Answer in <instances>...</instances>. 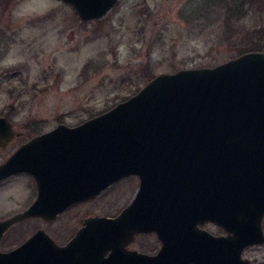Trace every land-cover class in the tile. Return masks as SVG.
<instances>
[{"label":"water","instance_id":"obj_1","mask_svg":"<svg viewBox=\"0 0 264 264\" xmlns=\"http://www.w3.org/2000/svg\"><path fill=\"white\" fill-rule=\"evenodd\" d=\"M63 1L92 19L118 0ZM16 133L0 114V148ZM21 172L35 177L38 192L0 219V238L15 221L54 218L129 174L140 184L117 216L86 217L65 243L39 227L0 249V264H200L203 253L221 264H251L243 250L264 242V49L160 71L109 109L74 125L58 122L0 162V181ZM208 220L228 234L197 228ZM141 230L157 233L158 252L122 248ZM199 233L208 237L205 250Z\"/></svg>","mask_w":264,"mask_h":264},{"label":"rangeland","instance_id":"obj_2","mask_svg":"<svg viewBox=\"0 0 264 264\" xmlns=\"http://www.w3.org/2000/svg\"><path fill=\"white\" fill-rule=\"evenodd\" d=\"M202 2L118 0L103 16L83 19L63 0H0V114L21 133L0 148V162L18 140L107 110L160 71L214 65L259 49L253 48L264 35L258 0L228 24L212 6L200 12ZM135 181L130 177L112 185L90 208L112 212L128 200ZM34 197L28 176L1 182L0 219L26 208ZM77 210L81 215L82 207L74 208L47 223L35 218L18 222L0 246L17 244L40 223L64 241L80 218ZM242 255L251 264H264V242Z\"/></svg>","mask_w":264,"mask_h":264},{"label":"flooded vegetation","instance_id":"obj_3","mask_svg":"<svg viewBox=\"0 0 264 264\" xmlns=\"http://www.w3.org/2000/svg\"><path fill=\"white\" fill-rule=\"evenodd\" d=\"M77 124V123H75ZM57 124L49 127V128H46V129H43L41 130V132H44V131H47V130H50L52 128H54ZM74 125V124H73ZM40 132V133H41ZM37 133V132H36ZM21 133H16L15 135L16 136H19ZM39 134V133H38ZM37 135V134H36ZM32 138V137H31ZM29 138H24V139H21V140H18V143L17 145H14V146H11L10 148V151L8 152V155L5 157L7 158L15 149H17L22 143L28 141ZM9 149H5V150H9ZM40 150H43V149H38L37 151H40ZM44 151V150H43ZM48 166V165H47ZM50 167V166H49ZM43 168V167H42ZM44 174V173H43ZM17 176H28V178L30 179V184L32 185V188H33V192L35 194V197L37 195V192H38V187H37V182L35 180V177L29 173H26V172H21V173H17V174H14L2 181L1 182H4L6 180H9L11 179L12 177H17ZM44 176V175H43ZM130 177H134L136 178V186H131V187H134L132 191H130V193L128 194V200L122 204L120 207H118L117 209L113 210L112 212H98L97 210H93L92 208H90V205L92 204L93 201H98L99 202V198L101 196H103V193H105V191H107V189L109 187H111L112 185L115 186V185H119L121 181L123 180H126L127 178L130 179ZM139 184H140V179H139V176L137 174H129L127 176H124L122 178H119L118 180H116L115 182H113L112 184H110L109 186H107L105 189H103L101 192L95 194L94 196L90 197V198H87V199H84V200H80V201H76V202H73L72 204H70L69 206H67L65 209H63L62 211H60L54 218H51V219H46L42 216H30V217H26V218H23V219H20L18 221H15L14 223H12L2 234L1 238H0V241L3 240L4 238V235L12 228V227H15V228H18L17 226V223L18 222H22L24 220H27V219H40L41 222H50V221H53L55 220L59 214L61 213H64V212H67V211H70L74 208H77V209H81L82 207V214L80 215L79 214V211L77 210L78 214L80 215V218L79 220L77 221V223L73 226V231L68 234L64 239V241H61L59 243H65L67 242L77 231V229H79L81 226L84 225V219L88 216H93V215H101V216H108V217H114V216H117L122 210L124 207H126L133 199L134 197L136 196V192L138 190V187H139ZM131 190V189H130ZM34 197V198H35ZM120 198L116 199V200H119ZM147 205V204H146ZM143 207V206H142ZM24 209V208H23ZM22 209V210H23ZM15 214V213H14ZM13 215V214H12ZM10 216V215H9ZM9 216H6L4 218H7ZM3 219V218H2ZM164 226L167 227V221H165L164 223ZM39 227H43L45 230V226L40 223L38 224V227L36 229H38ZM198 229H202V230H206L207 232L211 233V234H214V235H227L228 234V231L227 229L224 227V226H221L220 224H217L216 222H213V221H205L203 224H198ZM35 229V230H36ZM34 230V231H35ZM33 231V232H34ZM47 231V230H46ZM32 232V233H33ZM48 232V231H47ZM49 233V232H48ZM50 234V233H49ZM51 235V234H50ZM29 236V235H28ZM27 236V237H28ZM26 237V238H27ZM53 237V236H52ZM198 237H199V246L202 250H205L207 249L208 247V244H209V241H208V237L206 234L204 233H199L198 234ZM26 238H24L23 240H25ZM152 238L153 241L156 243V246L153 248L151 247V242H152ZM55 239V238H54ZM23 240L19 241L17 244H12V245H9V246H3L1 247L0 246V249H5V250H8V249H11L13 247H15L16 245H18L19 243H21ZM56 240V239H55ZM150 240V242H149ZM57 241V240H56ZM142 245H141V243ZM174 245L176 247V249H178L179 247V244L178 242H175L174 240L170 241V245ZM163 245V242L161 241V239L158 237L157 233L155 231H144V230H141V231H137L134 233V235L126 242L122 243V248L124 250H128L130 253L131 252H139V253H156L158 252V250L162 247ZM256 244H253V245H250L248 247H251V246H254ZM247 248V247H246ZM245 250V249H244ZM111 251V248H109L106 252V255L109 254V252ZM199 262L200 264H221V260L219 258H208L207 257V254L206 253H203V255L201 256V258L199 259ZM190 264H195L193 261L190 262Z\"/></svg>","mask_w":264,"mask_h":264},{"label":"trees","instance_id":"obj_4","mask_svg":"<svg viewBox=\"0 0 264 264\" xmlns=\"http://www.w3.org/2000/svg\"><path fill=\"white\" fill-rule=\"evenodd\" d=\"M255 0H203L198 10L200 12L211 11L210 6L214 7L215 11L219 15V18L223 14L225 16L226 23L233 21L237 16L235 22L249 12L253 6ZM262 7L261 13L264 14V0H258ZM248 4V7L245 5ZM253 48H264V35L260 36L254 44ZM153 76V75H152Z\"/></svg>","mask_w":264,"mask_h":264}]
</instances>
